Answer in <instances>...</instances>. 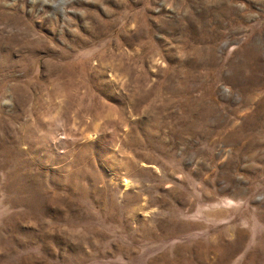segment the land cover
Returning <instances> with one entry per match:
<instances>
[{
    "label": "rangeland",
    "instance_id": "1",
    "mask_svg": "<svg viewBox=\"0 0 264 264\" xmlns=\"http://www.w3.org/2000/svg\"><path fill=\"white\" fill-rule=\"evenodd\" d=\"M60 1L0 0V264H264V0Z\"/></svg>",
    "mask_w": 264,
    "mask_h": 264
},
{
    "label": "bare ground",
    "instance_id": "2",
    "mask_svg": "<svg viewBox=\"0 0 264 264\" xmlns=\"http://www.w3.org/2000/svg\"><path fill=\"white\" fill-rule=\"evenodd\" d=\"M64 2H65V0L60 1V6H61V8H62V3H64ZM128 184H129V183H128L127 181H125V185L128 186Z\"/></svg>",
    "mask_w": 264,
    "mask_h": 264
}]
</instances>
